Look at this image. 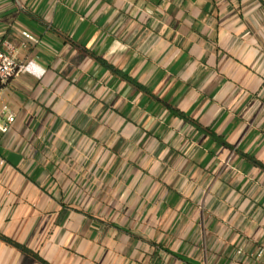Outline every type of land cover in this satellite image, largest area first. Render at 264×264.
<instances>
[{
	"label": "crops",
	"instance_id": "1",
	"mask_svg": "<svg viewBox=\"0 0 264 264\" xmlns=\"http://www.w3.org/2000/svg\"><path fill=\"white\" fill-rule=\"evenodd\" d=\"M0 50L42 70L0 88V264H264V0H0Z\"/></svg>",
	"mask_w": 264,
	"mask_h": 264
},
{
	"label": "built area",
	"instance_id": "2",
	"mask_svg": "<svg viewBox=\"0 0 264 264\" xmlns=\"http://www.w3.org/2000/svg\"><path fill=\"white\" fill-rule=\"evenodd\" d=\"M23 36L29 40L36 41L35 37L27 32H23ZM24 72L33 73L38 76L42 74V70L34 63H20L10 54L0 50V88ZM6 110L7 107H4L3 113ZM14 120L15 118L13 115H8L7 121L5 123H0V131L2 133H7ZM263 253L264 251L261 249L256 255L257 258H261Z\"/></svg>",
	"mask_w": 264,
	"mask_h": 264
},
{
	"label": "trees",
	"instance_id": "3",
	"mask_svg": "<svg viewBox=\"0 0 264 264\" xmlns=\"http://www.w3.org/2000/svg\"><path fill=\"white\" fill-rule=\"evenodd\" d=\"M112 70H113V69H112ZM255 164L258 165V166H260L261 168H264V165H262L261 163H258V162L255 161ZM0 240L4 241V242L8 243L9 245H12V246H14V247H16V248H18V249H20V250H22L23 252H25V253H27V254H31V251L28 250L26 247L19 245L18 243L14 242V241L11 240L10 238H8V237H6V236H4V235H2V234H0ZM36 258H38V257L36 256ZM38 259H39V258H38ZM40 261H41V260H40ZM41 262L44 263V264H46V263L43 262V261H41Z\"/></svg>",
	"mask_w": 264,
	"mask_h": 264
}]
</instances>
